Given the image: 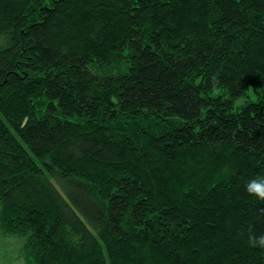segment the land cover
<instances>
[{
	"label": "trees",
	"instance_id": "obj_1",
	"mask_svg": "<svg viewBox=\"0 0 264 264\" xmlns=\"http://www.w3.org/2000/svg\"><path fill=\"white\" fill-rule=\"evenodd\" d=\"M260 179L264 0H0V235L25 264H264Z\"/></svg>",
	"mask_w": 264,
	"mask_h": 264
},
{
	"label": "rangeland",
	"instance_id": "obj_2",
	"mask_svg": "<svg viewBox=\"0 0 264 264\" xmlns=\"http://www.w3.org/2000/svg\"><path fill=\"white\" fill-rule=\"evenodd\" d=\"M242 97L235 100V106L244 104L238 103ZM23 239L16 236L4 237L0 235V264H25L22 256Z\"/></svg>",
	"mask_w": 264,
	"mask_h": 264
},
{
	"label": "clouds",
	"instance_id": "obj_3",
	"mask_svg": "<svg viewBox=\"0 0 264 264\" xmlns=\"http://www.w3.org/2000/svg\"><path fill=\"white\" fill-rule=\"evenodd\" d=\"M247 94L251 95V88H249ZM252 98L253 100L255 99L254 96ZM242 102H243V97L240 99V101H238V103H242ZM247 190L249 193L255 195L257 198L264 200V179L253 180L249 182L247 186ZM256 239L261 245H264V234H260Z\"/></svg>",
	"mask_w": 264,
	"mask_h": 264
}]
</instances>
